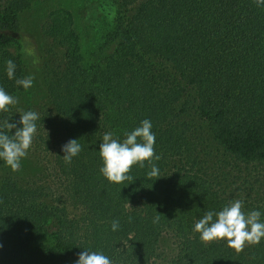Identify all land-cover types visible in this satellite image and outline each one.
Segmentation results:
<instances>
[{
  "label": "trees",
  "instance_id": "obj_1",
  "mask_svg": "<svg viewBox=\"0 0 264 264\" xmlns=\"http://www.w3.org/2000/svg\"><path fill=\"white\" fill-rule=\"evenodd\" d=\"M38 1L0 0V88L13 97L25 74L23 14ZM108 2L103 37L115 47L102 58L95 49L86 60L69 10L42 23L38 61L50 105L35 111L28 152L39 166L23 158L13 172L0 160V264H76L85 250L112 264H264V238L237 253L193 232L205 212L236 199L264 222V5ZM19 118L11 105L0 112V123ZM144 119L161 158L110 183L100 172L103 134L122 142ZM71 139L81 152L68 164L61 149ZM152 164L161 177H147Z\"/></svg>",
  "mask_w": 264,
  "mask_h": 264
},
{
  "label": "clouds",
  "instance_id": "obj_2",
  "mask_svg": "<svg viewBox=\"0 0 264 264\" xmlns=\"http://www.w3.org/2000/svg\"><path fill=\"white\" fill-rule=\"evenodd\" d=\"M255 3L261 6L264 5V0H255ZM6 65L8 78L12 79L16 65L12 60H8ZM33 79L30 75L17 79L16 84L27 90L33 86ZM17 103L16 98L0 88V112H7L10 105ZM38 119L39 114L35 111H21L18 121L4 120L0 123V160H3L13 172L20 170L21 159L27 156L37 131L36 121ZM151 129V121L144 119L140 126L125 133L126 138L122 142L114 138L110 131L103 134L102 143L99 145V155L103 163L100 172L110 183L121 184L130 180L128 173L133 165L138 164L143 168L145 161L151 164L153 159L161 158L155 154L156 138ZM61 150L64 153L62 157L65 163L70 164L73 157L81 152V145L77 139H71L62 146ZM147 177L156 179L161 177L155 164H152ZM243 203L242 200L236 199L230 201L219 212H205L203 217L195 222L193 232L199 233V238L204 244L226 240L227 246L237 253L242 252L245 245L259 244L264 238V222L260 221L261 213L257 210L249 213L243 212ZM156 219L158 220L159 216ZM111 227L113 231H116L119 228V221L114 220ZM76 264H112V261L106 255L85 250L78 253Z\"/></svg>",
  "mask_w": 264,
  "mask_h": 264
},
{
  "label": "rangeland",
  "instance_id": "obj_3",
  "mask_svg": "<svg viewBox=\"0 0 264 264\" xmlns=\"http://www.w3.org/2000/svg\"><path fill=\"white\" fill-rule=\"evenodd\" d=\"M2 3L0 2V5ZM64 8L71 12L74 27L80 35L81 46L84 57L90 60V53L96 49L99 57L110 53L115 47V41L105 45L104 28L113 19V8L108 0H39L33 3L31 8L23 14V29L18 34L25 46L23 55L25 61L24 78L32 76L33 86L25 90L24 88L17 93L14 98L18 100L16 105H11L17 112L37 111L41 105L48 103L40 75L37 47L42 42V23L48 13L52 10ZM103 48H102V47ZM8 49L17 53L16 44H11ZM87 62V61H86ZM30 163L37 168L38 162L31 153L27 152ZM23 158L21 159V162ZM165 247H171L172 243L167 241Z\"/></svg>",
  "mask_w": 264,
  "mask_h": 264
}]
</instances>
